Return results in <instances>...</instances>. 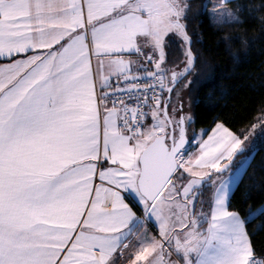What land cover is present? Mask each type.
Returning a JSON list of instances; mask_svg holds the SVG:
<instances>
[{"label":"snow or ice","instance_id":"snow-or-ice-1","mask_svg":"<svg viewBox=\"0 0 264 264\" xmlns=\"http://www.w3.org/2000/svg\"><path fill=\"white\" fill-rule=\"evenodd\" d=\"M187 7L0 0V264H264L229 207L249 135L217 123L190 141L171 99L194 62Z\"/></svg>","mask_w":264,"mask_h":264},{"label":"trees","instance_id":"trees-1","mask_svg":"<svg viewBox=\"0 0 264 264\" xmlns=\"http://www.w3.org/2000/svg\"><path fill=\"white\" fill-rule=\"evenodd\" d=\"M239 19L214 25L206 12L185 16L194 62L183 78L192 77L191 128L209 131L221 123L233 132L250 126L264 110V0H230ZM167 62L181 57L175 39L166 43ZM183 66V64L181 65ZM146 123V120H145ZM207 202L210 187L200 191ZM264 144L258 146L233 188L229 207L248 218V232L257 254L264 253ZM251 210V211H250Z\"/></svg>","mask_w":264,"mask_h":264},{"label":"rangeland","instance_id":"rangeland-1","mask_svg":"<svg viewBox=\"0 0 264 264\" xmlns=\"http://www.w3.org/2000/svg\"><path fill=\"white\" fill-rule=\"evenodd\" d=\"M184 2L188 5L185 11V16L188 15V13L190 12L189 10H191L195 6L194 5V2H195L196 6L193 8V13L201 14V13L206 12L210 22L213 23L214 25H221L225 22H232V21H236L239 19L237 12L234 11L230 6H228V3H224L222 0H184ZM224 11L231 13V18L227 19V21L221 19V16H220V14ZM183 22H185V17H184ZM169 39H175V37L170 36L166 38V43ZM183 66H181V68H183ZM192 77L193 76L183 78L177 83L176 88L179 89L181 93L179 100H177L175 96V90L173 94L171 95V99L173 100V102H176L178 104L182 103L183 112L184 114L191 116L192 118L191 122L193 121V114H192V109H191V98H190V88L192 85ZM169 79H170V76H169ZM185 85L187 86L185 87ZM165 96H166V93H165ZM152 122L153 121L151 120V117L149 116V118L146 120V125H151ZM191 122L186 124L187 136H188V139L190 138L189 139L190 141H191V137L193 133L200 134L202 131L205 133V129L203 128H199V129L191 128L190 127ZM253 125H256L254 132H253ZM262 125H264V110L257 115L255 122L253 124L239 130L238 132H234L237 135H241V138H243L244 134L249 135L250 141H251V148H250L249 153L246 154L247 158L251 157L252 153L256 150L258 146L264 144V127H262ZM189 148L191 149L195 148L192 151L195 150V152H198L197 145L189 143V145L187 146V151H189ZM204 171H206V169ZM197 209L198 210L201 209V203ZM203 211L205 212L206 210H203Z\"/></svg>","mask_w":264,"mask_h":264},{"label":"crops","instance_id":"crops-1","mask_svg":"<svg viewBox=\"0 0 264 264\" xmlns=\"http://www.w3.org/2000/svg\"><path fill=\"white\" fill-rule=\"evenodd\" d=\"M222 1L224 2V0H222ZM229 1H230V0H227V2H229ZM227 2H226V3H227ZM0 62H2V61H0ZM93 63L95 64V60L93 61ZM148 118H149V117H148ZM148 118H146V120H147ZM145 124H146V123H145ZM216 124H217V123H215V125H216ZM215 125H213V127H212L209 131L205 132L204 139L207 138V134H210L211 130L215 127ZM189 139H190V138H189ZM193 149H195V148H192V149L189 148V151H188V152H192V153H194L195 150L192 151ZM249 160H250V157L247 158L246 160H244V161L242 162V164H241L240 166H238L237 170L233 173V175H232V177H231V182H230L229 196H230V194H231L233 188L235 187V185H236L237 182L239 181L240 177L242 176V174H243V172H244V170H245V168H246V165H247V163L249 162ZM195 170H198V171H204L205 169H195ZM206 171H207V169H206ZM225 179H227V177H225ZM201 190H202V189H201ZM201 190H200V191H201ZM214 198H215V188H214V187H210V194H209L208 201L205 202V201L201 198V194H199V196H198V198H197V199H198L197 208H198V206L200 205V202H202V210H206L205 213H207V212L209 211V208H210L212 202L214 201ZM152 227H153V226H152L151 224H147V225H146V228L148 229V231H149L150 234H151V232H152ZM204 227H207V225L204 224ZM119 264H127V253H125V257H123V258H119Z\"/></svg>","mask_w":264,"mask_h":264},{"label":"water","instance_id":"water-1","mask_svg":"<svg viewBox=\"0 0 264 264\" xmlns=\"http://www.w3.org/2000/svg\"><path fill=\"white\" fill-rule=\"evenodd\" d=\"M181 79H183V77H182ZM181 79H180V80H181ZM180 80H179V81H180ZM179 81H178V82H179ZM167 95H168V94L166 93V96H167ZM187 138H188V136H187Z\"/></svg>","mask_w":264,"mask_h":264},{"label":"built area","instance_id":"built-area-1","mask_svg":"<svg viewBox=\"0 0 264 264\" xmlns=\"http://www.w3.org/2000/svg\"><path fill=\"white\" fill-rule=\"evenodd\" d=\"M146 120V119H145ZM144 123H145V121H144Z\"/></svg>","mask_w":264,"mask_h":264}]
</instances>
